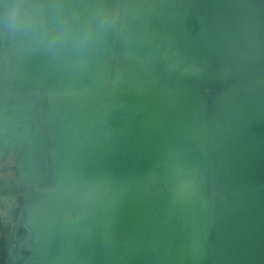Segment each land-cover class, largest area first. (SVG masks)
Returning a JSON list of instances; mask_svg holds the SVG:
<instances>
[{
	"label": "water",
	"instance_id": "95a60500",
	"mask_svg": "<svg viewBox=\"0 0 264 264\" xmlns=\"http://www.w3.org/2000/svg\"><path fill=\"white\" fill-rule=\"evenodd\" d=\"M0 264H264V0H0Z\"/></svg>",
	"mask_w": 264,
	"mask_h": 264
}]
</instances>
